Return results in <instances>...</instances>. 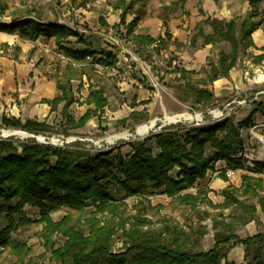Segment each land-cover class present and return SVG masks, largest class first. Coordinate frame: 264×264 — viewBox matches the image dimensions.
Wrapping results in <instances>:
<instances>
[{"label": "trees", "instance_id": "1", "mask_svg": "<svg viewBox=\"0 0 264 264\" xmlns=\"http://www.w3.org/2000/svg\"><path fill=\"white\" fill-rule=\"evenodd\" d=\"M145 1L110 0L109 4L115 11H120L121 23L125 24L127 14ZM258 1L249 0L251 6H255ZM186 2L177 0L171 5L185 9ZM0 10L4 11L5 7ZM145 10L144 5L139 7L135 17L126 24L131 40L147 48L156 39H161L163 46L168 47L167 40L171 39L169 30L164 36L156 38L134 35ZM256 15L252 10L245 18L225 20L207 17L197 23L190 39L193 44L201 36L205 45L218 46L224 41L231 45L230 51L219 52L217 61L208 57V82L229 77L238 60L250 47L255 46L252 34L264 19V16L256 19ZM27 16L12 23L0 22V32L18 34L22 39L31 41L40 35L55 36L56 44L66 56L77 61H84L87 56H91L100 64L113 65L115 57L111 51H102L98 58L95 51H89V47L68 46L69 37H76L80 43L86 42L84 35L77 29L59 23L45 24L40 18ZM207 25L211 27V33L205 31ZM254 60L260 63L264 55L256 56ZM176 72H180V75H175L177 88L193 95L195 103L208 104L215 100V93L207 87L206 81L193 79V75L198 73L196 70L182 68ZM57 84L62 94L52 100L44 99L43 102L50 104L53 110L64 101L62 115L73 128L84 127L108 105L103 90L92 87L87 101L95 108L87 110L76 120L69 111L74 103L71 88L59 80ZM253 105L251 114L238 123L227 117L212 125L177 123L165 126L144 140L129 142L131 150L125 155L117 148L91 153L73 149L69 145L40 143L36 139L19 143L0 140V218L5 217L8 221L7 227L0 233V246H10L12 252L20 256L21 264H24L29 251L24 243L12 238L11 234L20 226L31 225L36 220L33 221L27 215L25 208L28 206L39 211V222L44 223L42 236L45 243L52 246L55 264H221L222 247L231 241H234L232 246L243 245L246 256L250 255L252 245L257 244L250 264H264L261 256L264 252V233L247 238H241L236 233L239 225L256 220L258 207L264 212V195L260 194V191H264V178L249 172L244 174L241 187L230 185L222 191L224 200L220 204H215L209 197L210 189L198 186V182L207 177L218 161H226L228 169L245 168L246 164L240 155L245 150L241 130L255 124L253 116L256 112L264 115L263 101H255ZM136 115L134 111L131 116ZM2 122L5 126L38 134L49 129L45 121L31 118L22 121L5 115ZM150 141L155 144L156 151L148 144ZM253 171H264V161H257ZM221 176L226 178L225 173ZM192 188H196V191H190ZM156 191L165 193L194 211L206 204L222 209L232 208L234 213L227 216L231 218L228 222L223 215L221 221L213 220L215 244L209 250H199L194 245L186 244L192 234L168 219L164 220L161 229H154L150 218L141 210L131 216L125 215V199ZM115 192L120 194L119 198H116ZM248 198H257L258 203H250ZM90 206L94 207V211L86 218L87 232L70 224V213L60 220L52 217V213L63 207L84 213ZM107 214L111 216L107 218ZM201 218L206 220L210 214L206 213ZM219 225H223L222 229H218ZM119 231L122 232V247L116 252L115 235ZM206 233V229L198 231L199 238ZM56 234L64 237L63 243L57 247L54 240ZM29 264L34 263L30 261Z\"/></svg>", "mask_w": 264, "mask_h": 264}, {"label": "rangeland", "instance_id": "2", "mask_svg": "<svg viewBox=\"0 0 264 264\" xmlns=\"http://www.w3.org/2000/svg\"><path fill=\"white\" fill-rule=\"evenodd\" d=\"M94 1L96 0H76L75 2L72 0H0V8L5 7L4 11L0 10V22L12 23L16 19L28 15V18H40L43 21H56L62 25H69L82 33L86 42L80 43L76 40V37H74L72 38V42H67L66 44L77 48H81L85 45L89 46L90 50H88L95 51L97 54L96 56L99 58L102 51L117 50V47L113 46L114 44L110 36L116 34L117 28L124 24L120 22L118 27H113L114 31L109 32V30L106 29V32L102 33L94 24L85 21L83 10L87 9L86 3L91 4L89 8L91 9ZM245 1L246 0H241L243 6ZM109 2L110 0H106L104 4H109ZM161 2H168V0H146L135 6L133 10L128 13L129 15L127 14L126 18H134L136 10L142 5L146 8V13L143 18L147 16V9L150 6L153 7L152 12L159 14L168 21L172 16L176 15L177 18L183 16L182 14L180 15V12L184 11V9L174 7L176 10L169 11L167 8L168 5L160 4ZM196 5L198 7V3H196ZM252 8L253 11L257 13L256 19L264 16V0H259ZM184 14L189 16V12H185ZM179 20L181 27H183V24H187L185 18ZM165 23L167 25V22ZM188 25L189 24H187V27L183 28L188 32L186 40L178 41L171 38L167 40V48H171L170 50L173 52H181L186 57L193 56L195 61L191 64V68H187L194 69L198 72L193 75V79L206 81L207 87L216 85L219 89L221 87V82L217 84L214 82L210 83L206 77V69L210 67L208 64V57L217 61L219 52L221 50L226 52L230 51L231 45L227 41L222 42L218 46L213 45V47H210L209 55L204 59V56L201 57L200 53H198L200 49L206 48L204 38L201 36L198 37L196 43L193 44L190 39L194 35L195 29L191 30ZM262 27L264 28V19ZM208 28L209 26H206L205 31H209L207 30ZM211 31L212 30H210V32ZM4 34L6 35L0 34V60L4 57L20 58L22 56L23 58L20 59L21 61L34 58V63L37 67H41L44 73H48L52 78L59 80L67 88H71L74 103L76 102V104L72 109L70 108L69 111L75 119H80L87 110L93 109L89 108L90 104L87 101L92 87L102 89L104 95L108 98V105L103 110H100L97 116H94L81 128H73L67 123L66 118L62 115L63 109L62 112L57 114L54 123L52 125L48 124L49 129L39 134L19 128L8 127L0 123V129L5 128L6 130L12 131L22 130L28 133L25 137L17 134L15 136L12 135L9 140L16 143L32 139V136L29 134H42L50 137L56 135L63 138L65 141H67V139H72L71 142H66L65 146L69 145L73 149H81L96 153L98 151H107L112 148H117L123 151L125 155L131 150L128 145L129 142L144 140L152 133L161 131L165 126L177 123H185L193 126L212 125L227 117L232 118L235 123H238L251 114L255 101L264 102V64L256 66L251 62L252 67H249L250 74L243 79V88L238 89L234 87L233 89H226L223 94L216 96L215 100L211 103L197 104L195 103L193 95H189L177 88V78H175V74L171 71L156 72L155 74L158 78L157 85L154 86L143 74L140 65L133 63V66L136 67L134 73L135 77L143 80L144 87L140 88L132 81L123 83L120 75L116 74L112 69L113 65L96 67L93 63L74 60L66 56L64 51L56 43H45V38L37 42L22 39L17 34ZM6 41H10L12 44H8ZM4 44H7V46H4ZM46 45H48V51H46ZM129 46L134 55H141L145 58L147 48L141 47L137 41L134 40L130 42ZM246 55H248V52ZM248 58L245 60H249ZM1 72L0 69V73ZM205 83L201 84V86L205 85ZM140 89L146 92L144 99H142L143 96ZM211 90L213 91V89ZM2 97L3 95L0 94V99H2ZM243 98L247 99V103L241 106L238 105L237 102ZM142 102L148 103V105L145 106V110L135 109V107ZM8 104L17 106L18 108L20 105L27 103L24 98H19V93L16 94L13 92ZM134 111H136L137 115L131 116ZM218 111H223L225 114L224 117L215 116ZM179 114H190L193 118L180 119L181 121L178 120L176 122L166 120L167 115L175 116ZM10 117L17 118L15 116ZM152 120H155L154 127L147 133L138 134V127L142 124H148ZM255 126L257 127L254 128ZM124 132L130 133L128 138H119L113 142L109 141V137ZM241 133L244 139L245 150L240 153V155L243 157L246 166L245 168L236 170L228 169L227 166L225 168L224 166H219V171L215 175L212 173L210 174L213 178L209 179L207 182L212 189V192H209V197L215 204L223 202L224 197L222 191L225 188L230 185L235 187L242 186V179L240 176L242 173V176L249 172L256 177L264 178V171H253L257 161H264V138L261 137V135L264 134V119L256 125L254 124L251 127L243 128ZM33 139L37 140V138ZM148 144L156 151V146L153 141L148 142ZM251 151L255 153V160H251L246 156V154ZM116 153L117 150H115L114 155H116ZM217 163L215 164V168ZM231 171L232 173L230 175L229 172ZM222 173L226 174V178L221 176ZM218 177L224 181H221ZM226 181H229V183ZM190 191L195 192V188L190 189ZM260 194L264 195V191H260ZM115 196L119 198L120 194L115 192ZM248 201L254 204L258 203L257 198H248ZM124 202L126 203V205L123 206L126 216L134 215L138 210H141L142 213L150 218L151 227L154 229H161L164 220L168 219L173 224L181 226L186 232L192 234L191 238L186 243L187 245H194L197 249L204 251L211 249L215 244L213 220L217 219L221 221V215H223L228 222L231 218L227 216L234 213L232 208L222 209L210 207L206 204L194 211L191 207L179 204L161 191L148 192L144 196H132L125 199ZM25 211L32 214L33 217L31 219L33 221L36 220L31 225L20 226L11 234L12 238L24 243L26 250L29 251V255L25 258L24 264H29L30 261L34 264H55V261L52 259V246L46 244L42 236L44 223L39 222V211L28 206H26ZM91 211H94V207H88L84 213H79L68 207H63L52 213V217L55 220H60L67 213H70L72 215L70 224L76 225L78 228L87 232L88 229L85 221ZM206 213L210 214V218L202 220L201 217L206 215ZM110 216V214L106 215L107 218ZM7 225V219L5 217L0 218V233ZM222 226L223 225H219L218 229H222ZM204 229L207 230L206 235L199 238L198 231ZM260 232L264 233V212L258 207L256 220L246 225H239L236 233L241 238H247ZM54 240L57 247L63 243L64 237L60 234H56ZM233 244L234 241H231L229 244L222 247L221 252L223 258L221 264H237L228 263L226 261L229 249L240 245L237 244L232 246ZM121 247L122 232L119 231L115 235L114 251H119ZM257 247V244L252 245L250 255L246 256L244 254V261L242 264H250L252 254ZM0 251V264H21L20 256L12 252L10 246H3L2 244L0 246ZM261 256L264 260V252H262Z\"/></svg>", "mask_w": 264, "mask_h": 264}, {"label": "crops", "instance_id": "3", "mask_svg": "<svg viewBox=\"0 0 264 264\" xmlns=\"http://www.w3.org/2000/svg\"><path fill=\"white\" fill-rule=\"evenodd\" d=\"M105 1L106 0H96L93 2V7L91 9L88 8L83 10V13L85 14L84 20L88 23L94 24L97 29L105 28L109 31H114L113 27H118L121 22L120 12L115 11L109 4L105 5ZM175 1L177 0H168V2H161L160 4L168 5V10L174 11L176 9L172 7L171 4ZM196 3H198V7ZM152 8L153 7L151 6L148 7L147 16L138 23L135 31L133 32L134 35H150L156 38L159 35L164 36L166 30H169L171 38L178 41L186 40L188 32L183 28L187 27V24H189L188 26L191 28V30H194L197 23L207 17H215L225 20H231L236 17L245 18L248 13L253 10L249 0L245 1L244 6L241 4V0H187L184 11L180 10V15H183L181 18H185L187 24H183V27H181V23H179V19L181 18H177L176 15H171L172 18L168 21L166 18H162V16L159 14L152 12ZM185 12H189V16L184 14ZM132 19L133 18H126L125 24H128ZM164 21L167 22V26L164 25ZM41 22L45 24L58 23L56 21L48 22L43 20H41ZM207 30H209L206 31L207 33L212 32H210V30H212L210 26ZM4 33L5 32H0V34L6 35ZM42 38H45V43H56L55 36L48 37L46 35H40L34 41L38 42ZM72 38L74 37H69L67 41L72 42ZM252 38L255 46H252L247 50L248 55H246V52L245 56L238 60L237 64L231 69L229 77H223L214 82L215 84L221 82V87L218 89L216 85L209 86L210 89H213L215 96L223 94L226 89H233L234 87L238 89L243 88V79L245 77L243 75V67L245 69L246 65L244 63L248 56V59L250 61L252 60L251 62H253L254 65L259 66L260 64H264V60L260 63L254 60V57L264 55V28L262 27V24L256 31L253 32ZM6 42H8V44H12L10 41ZM84 47L86 48L89 46H82L81 48ZM210 47H213V44H207L206 48L199 50L198 53H200L201 57L204 56V59H206V57L209 55ZM48 50V45H46V51ZM21 58L23 57H4L0 60V69L2 71L0 73V94L3 95L2 99H0V123H3L2 119L6 115L8 117L15 116L22 121H25L27 118L37 119L52 125L57 114L62 112L65 102L63 101L59 103L57 107L52 110V106L43 102V100H52L62 94V91L58 88L57 80L49 76L48 73H44L41 67H37L34 63V58L23 61L20 60ZM189 68H191V66ZM140 90L143 96L142 99H144L146 92L143 89ZM13 92L16 94L19 93V98H24L27 104L20 105L18 108L17 106H11V104H8ZM75 104L76 102L73 103L70 108L72 109ZM92 105L93 104H90L89 108L94 109L95 106ZM147 105V102H142L137 106L138 108L135 107V109L145 110V106ZM260 119H264V115L256 112L253 116L255 125L261 121ZM261 137L264 138V134L261 135ZM219 166H224L225 168L227 166L226 161H219L216 165V168L214 170H210L207 177L198 182V186L207 188L209 187L208 189H210V192H212V189L207 182L209 179L213 178V176L210 175L211 173L215 175L219 171ZM242 174L240 175L241 179ZM219 179L224 181L221 178ZM226 182L229 183V181ZM244 254L245 248L243 246L237 245L234 248L229 249L227 252L226 261L228 263L242 264L244 261Z\"/></svg>", "mask_w": 264, "mask_h": 264}, {"label": "built area", "instance_id": "4", "mask_svg": "<svg viewBox=\"0 0 264 264\" xmlns=\"http://www.w3.org/2000/svg\"><path fill=\"white\" fill-rule=\"evenodd\" d=\"M86 7L87 9L90 8L91 4L86 3ZM100 32L104 33L106 32V29H100ZM110 38L112 40V43L114 44L113 46L117 47V50H111L115 57L112 69L116 72V74L120 75L121 81L123 83H126L127 81H132L133 83L137 84L140 88L144 87L143 80L135 77L134 73L136 67L133 66V63L139 64L143 71V74L153 83L154 86H156L158 78L155 74L156 72L171 71L175 75H180V72L176 71H179L182 68H189L191 64L195 61L193 56L186 57L181 52H173L169 48L164 47L161 39H156L147 47L148 49L145 58H143L141 55H134L129 46L132 40L128 33V28L126 24L120 25V27L116 30V34L111 35ZM84 61L93 63L96 65V67H105L103 64L94 61L93 57L91 56H87ZM245 65L246 67L243 71V74L245 77H248L250 74L249 67H252V63L250 60H246ZM237 103L241 106L247 103V99L243 98ZM224 115L225 114L223 113V111H218L215 116L224 117ZM256 127L257 126H255L254 128ZM14 131L15 130H6L5 128L0 129V140H9L12 135H16L14 134ZM29 135L32 136V139L37 138V141L40 143L52 144L55 146H65L66 142L69 143L72 141V139H67V141H65L63 138L56 135L51 137L42 134ZM246 156L251 160H255V153L253 151L248 152ZM229 173L231 175L232 171ZM27 215L29 217H33L32 214L28 212Z\"/></svg>", "mask_w": 264, "mask_h": 264}, {"label": "bare ground", "instance_id": "5", "mask_svg": "<svg viewBox=\"0 0 264 264\" xmlns=\"http://www.w3.org/2000/svg\"><path fill=\"white\" fill-rule=\"evenodd\" d=\"M192 118H193V116L190 114H179V115H175V116L167 115L166 120H168L170 122H176L180 119H192ZM154 125H155V120H152L148 124H142L138 127L137 132H138V134L147 133L152 127H154ZM14 134H17V135L22 136V137H25L28 135L27 132H24L22 130H15ZM129 135H130V133L124 132L122 134L109 137V141L113 142L114 140L119 139V138H125L126 139V138H128Z\"/></svg>", "mask_w": 264, "mask_h": 264}]
</instances>
